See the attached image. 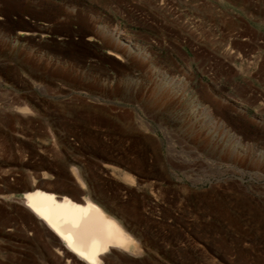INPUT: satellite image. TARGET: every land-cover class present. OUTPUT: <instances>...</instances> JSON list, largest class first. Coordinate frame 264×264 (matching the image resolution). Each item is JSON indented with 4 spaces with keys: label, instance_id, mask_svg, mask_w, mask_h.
<instances>
[{
    "label": "rangeland",
    "instance_id": "rangeland-1",
    "mask_svg": "<svg viewBox=\"0 0 264 264\" xmlns=\"http://www.w3.org/2000/svg\"><path fill=\"white\" fill-rule=\"evenodd\" d=\"M35 183L139 241L105 264H264V0H0V264L80 263Z\"/></svg>",
    "mask_w": 264,
    "mask_h": 264
},
{
    "label": "bare ground",
    "instance_id": "bare-ground-1",
    "mask_svg": "<svg viewBox=\"0 0 264 264\" xmlns=\"http://www.w3.org/2000/svg\"><path fill=\"white\" fill-rule=\"evenodd\" d=\"M102 33L106 46L114 49L109 52L113 56L121 58L118 51L122 47L126 48L128 54L135 51L130 41L118 35L114 29H105ZM125 177L131 179L128 174H125ZM41 187L36 183L31 185L32 191L25 195L22 202L43 222L48 231L59 239L64 250L70 253L75 261L81 264H105L107 254L113 251L128 255L141 254L139 241H136L119 219L96 201L89 198L77 201L68 196L44 191Z\"/></svg>",
    "mask_w": 264,
    "mask_h": 264
},
{
    "label": "water",
    "instance_id": "water-1",
    "mask_svg": "<svg viewBox=\"0 0 264 264\" xmlns=\"http://www.w3.org/2000/svg\"><path fill=\"white\" fill-rule=\"evenodd\" d=\"M8 197H9V196H6L7 201H14V198H12V199H8ZM21 198H22V197H21ZM21 198H17L16 201L21 202V200H22ZM0 199H1L2 201H4L3 199H5L4 196H3L2 194H0Z\"/></svg>",
    "mask_w": 264,
    "mask_h": 264
}]
</instances>
